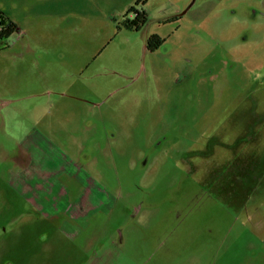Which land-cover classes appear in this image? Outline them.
<instances>
[{"label":"rangeland","instance_id":"1","mask_svg":"<svg viewBox=\"0 0 264 264\" xmlns=\"http://www.w3.org/2000/svg\"><path fill=\"white\" fill-rule=\"evenodd\" d=\"M0 14V264H264V0Z\"/></svg>","mask_w":264,"mask_h":264},{"label":"trees","instance_id":"2","mask_svg":"<svg viewBox=\"0 0 264 264\" xmlns=\"http://www.w3.org/2000/svg\"><path fill=\"white\" fill-rule=\"evenodd\" d=\"M131 16V19H126V25L134 31H139L146 23L147 14L143 10L137 9V7H131L128 10L127 15ZM17 31V26L4 15L0 14V44L6 47L8 38ZM162 43L159 36L150 35L146 41L147 51L156 50ZM3 46V47H4Z\"/></svg>","mask_w":264,"mask_h":264},{"label":"crops","instance_id":"3","mask_svg":"<svg viewBox=\"0 0 264 264\" xmlns=\"http://www.w3.org/2000/svg\"><path fill=\"white\" fill-rule=\"evenodd\" d=\"M9 19V18H8ZM10 20V19H9ZM18 32V31H17Z\"/></svg>","mask_w":264,"mask_h":264}]
</instances>
